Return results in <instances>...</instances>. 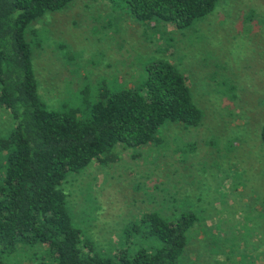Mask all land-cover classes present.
Returning <instances> with one entry per match:
<instances>
[{
    "label": "rangeland",
    "instance_id": "1",
    "mask_svg": "<svg viewBox=\"0 0 264 264\" xmlns=\"http://www.w3.org/2000/svg\"><path fill=\"white\" fill-rule=\"evenodd\" d=\"M250 10L264 17V0H216L179 30L139 22L107 0H73L31 23L32 68L49 107L81 111L98 89L131 86L146 63L166 60L185 75L202 113L195 128L170 125L159 145L115 147V161L90 162L67 178L70 214L86 234L108 245L106 231L173 195V207L196 217L182 264H216L211 232L226 257L264 264V20L245 18ZM11 126L0 107V138Z\"/></svg>",
    "mask_w": 264,
    "mask_h": 264
},
{
    "label": "trees",
    "instance_id": "2",
    "mask_svg": "<svg viewBox=\"0 0 264 264\" xmlns=\"http://www.w3.org/2000/svg\"><path fill=\"white\" fill-rule=\"evenodd\" d=\"M71 1L0 0V107L12 122L0 138V264H19L23 259L26 264H182L187 232L196 217L173 207V195L163 207L134 213L133 219L116 227L113 239L106 231L108 245L73 222L63 189L70 175L93 161L101 165L115 161V147L159 145L158 132L160 136L170 125L195 128L202 113L192 102L185 75L166 60L146 63L131 86L98 89L93 99H83L81 111L72 105L49 107L38 94L26 35L34 32L31 23ZM107 1L123 5L139 22L179 30L205 17L216 4V0ZM253 14L264 20L253 10L245 18ZM259 138L264 146V122ZM215 227L220 233L222 228ZM213 235L209 246L215 263L239 264L237 257L224 255L223 243L217 245Z\"/></svg>",
    "mask_w": 264,
    "mask_h": 264
}]
</instances>
